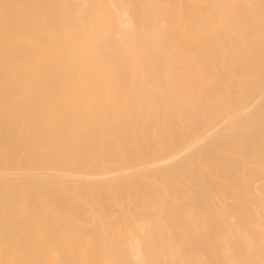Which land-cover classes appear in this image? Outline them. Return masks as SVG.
<instances>
[{"label":"bare ground","instance_id":"bare-ground-1","mask_svg":"<svg viewBox=\"0 0 264 264\" xmlns=\"http://www.w3.org/2000/svg\"><path fill=\"white\" fill-rule=\"evenodd\" d=\"M0 264H264V0H0Z\"/></svg>","mask_w":264,"mask_h":264}]
</instances>
